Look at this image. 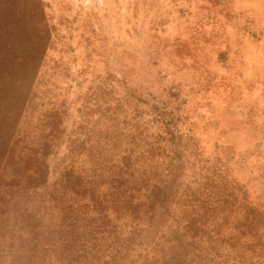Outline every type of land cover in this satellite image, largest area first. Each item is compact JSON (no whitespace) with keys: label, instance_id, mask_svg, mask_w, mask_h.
<instances>
[{"label":"rangeland","instance_id":"obj_1","mask_svg":"<svg viewBox=\"0 0 264 264\" xmlns=\"http://www.w3.org/2000/svg\"><path fill=\"white\" fill-rule=\"evenodd\" d=\"M261 19L264 0H0V53L16 57L2 68L15 71L38 55L11 117L8 163L26 161L36 142L49 140L48 188L65 166L88 171L90 147L106 144L114 165L128 152L143 154L149 169L158 155L148 151L161 144L196 166L180 183L204 166L210 179H233L264 210V125L260 136L236 134L245 115L233 56L241 37L257 36ZM11 88L0 82V112L9 111ZM167 130L175 140L166 142ZM10 179L0 164V228L40 200L31 191L18 195ZM11 191L19 201L5 209Z\"/></svg>","mask_w":264,"mask_h":264},{"label":"trees","instance_id":"obj_2","mask_svg":"<svg viewBox=\"0 0 264 264\" xmlns=\"http://www.w3.org/2000/svg\"><path fill=\"white\" fill-rule=\"evenodd\" d=\"M15 59L0 53V82L15 92L7 98L9 111L0 112V164L15 180L8 187L15 185L20 196L35 192L40 200L0 228V264L3 259L8 264H264V210L233 179L219 174L210 179L204 166L180 183L184 170L196 166H185L179 149L150 148L158 160L145 169L143 154L128 152L114 165L106 144L90 147L88 171L65 166L48 188L49 140L36 142L23 154L26 161L9 164L11 117L24 103L38 55L29 54L17 70H7ZM168 133L166 142L175 140ZM131 158L140 165L131 167ZM7 195L5 209L19 201L12 191ZM86 196L88 201L80 203Z\"/></svg>","mask_w":264,"mask_h":264},{"label":"crops","instance_id":"obj_3","mask_svg":"<svg viewBox=\"0 0 264 264\" xmlns=\"http://www.w3.org/2000/svg\"><path fill=\"white\" fill-rule=\"evenodd\" d=\"M257 23L260 24L257 36L241 37L233 51L236 66L239 68L237 83L242 90V96L236 104L245 115L237 135H244L245 130L249 129L254 136H260L264 125V19ZM249 100L254 112L248 115ZM228 135L229 133L225 137Z\"/></svg>","mask_w":264,"mask_h":264}]
</instances>
